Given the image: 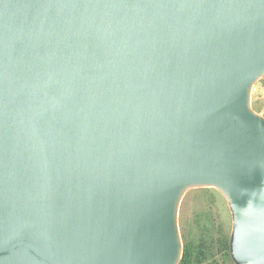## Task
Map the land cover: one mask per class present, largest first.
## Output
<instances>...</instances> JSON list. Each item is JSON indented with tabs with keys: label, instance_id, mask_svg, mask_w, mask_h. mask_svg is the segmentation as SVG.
I'll list each match as a JSON object with an SVG mask.
<instances>
[{
	"label": "water",
	"instance_id": "obj_1",
	"mask_svg": "<svg viewBox=\"0 0 264 264\" xmlns=\"http://www.w3.org/2000/svg\"><path fill=\"white\" fill-rule=\"evenodd\" d=\"M264 0H0V264H179L213 187L264 264Z\"/></svg>",
	"mask_w": 264,
	"mask_h": 264
},
{
	"label": "rangeland",
	"instance_id": "obj_2",
	"mask_svg": "<svg viewBox=\"0 0 264 264\" xmlns=\"http://www.w3.org/2000/svg\"><path fill=\"white\" fill-rule=\"evenodd\" d=\"M262 85L258 80L254 83L251 99L255 95L264 98ZM207 188L213 187L192 188L183 195L178 216L180 234L195 243L194 264H232L223 258L216 242L218 226L230 234V211L222 194Z\"/></svg>",
	"mask_w": 264,
	"mask_h": 264
},
{
	"label": "trees",
	"instance_id": "obj_3",
	"mask_svg": "<svg viewBox=\"0 0 264 264\" xmlns=\"http://www.w3.org/2000/svg\"><path fill=\"white\" fill-rule=\"evenodd\" d=\"M258 81L262 82V89H264V76L261 77ZM252 107L262 114H264V98H262L260 95L252 96ZM212 189L213 188H207ZM182 242H183V253L181 260L179 264H194V259L196 256V246L193 241L186 240L182 236ZM216 242H217V248L218 251L221 253L223 258L226 261H229L230 263L234 264V262L231 259L230 251H229V233L227 230L223 229L221 226L217 227V235H216Z\"/></svg>",
	"mask_w": 264,
	"mask_h": 264
}]
</instances>
